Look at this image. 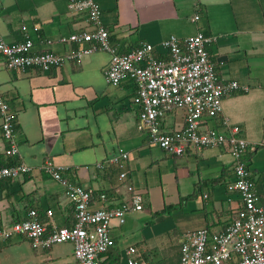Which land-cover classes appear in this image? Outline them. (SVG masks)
Listing matches in <instances>:
<instances>
[{
	"label": "crops",
	"instance_id": "crops-1",
	"mask_svg": "<svg viewBox=\"0 0 264 264\" xmlns=\"http://www.w3.org/2000/svg\"><path fill=\"white\" fill-rule=\"evenodd\" d=\"M109 45L125 54L144 43L163 59L160 44L202 34L215 40L205 46L221 83L236 82L237 90L222 99V110L202 117L204 128L228 137L238 126L247 142L243 163L257 195L264 198V0H95ZM69 0H0V34L8 44L33 43L31 53L65 55L88 44H65L62 38L90 30L85 13L72 12ZM194 17H197L194 20ZM36 29V30H35ZM110 53L97 50L58 68L10 70L0 55V96L16 116L17 163L30 171L0 182V227L35 210L46 211L59 228L74 223V207L65 189L43 170L50 161L59 174L92 192V206L113 209L129 199L127 186L142 196V209L112 220V247L103 264H125V251L135 247L153 264H180V240L187 231L223 232L241 208L234 162L227 147L187 149L169 154L151 144L138 129L139 109L132 99L135 85L124 79L106 83ZM165 130L184 126V111L168 112ZM7 143L0 120V166L15 162L5 156ZM128 153L124 168L105 159ZM8 167V166H6ZM125 172V181L119 175ZM181 231V232H178ZM174 234V235H172ZM0 264H76L73 245L32 247L23 236L0 241Z\"/></svg>",
	"mask_w": 264,
	"mask_h": 264
},
{
	"label": "built area",
	"instance_id": "built-area-1",
	"mask_svg": "<svg viewBox=\"0 0 264 264\" xmlns=\"http://www.w3.org/2000/svg\"><path fill=\"white\" fill-rule=\"evenodd\" d=\"M68 8L72 12L85 13L90 30L74 33L62 38L61 42L88 44V47L70 50L65 55L51 52L33 54L32 41L8 45L0 34V55L6 68L49 71L66 62L79 63L97 50L110 53V62L104 72L105 81L111 86L119 85L124 79L134 83L132 101L139 107L138 129L147 131L151 144L177 156L184 155L187 149L227 147L234 162L235 180L227 190L238 193L241 208L223 232L199 229L182 234L180 264H264V198L257 195L250 172L243 163L247 142L238 126H232L230 135L226 137L202 125V117L213 118L221 113L225 96L237 90L247 91L236 82L219 81L205 49L215 38L197 34L179 40L170 36L160 44L165 51L163 59L157 58L154 47L147 43L119 54L109 45L108 32L102 24L101 10L95 0H69ZM175 110L184 111V126L174 131L165 130L161 121L168 112ZM0 120L2 137L8 145L4 154L7 157L18 156L13 127L16 116L1 96ZM127 160L128 153L119 151L104 163L124 168ZM42 168L65 189V195L74 207L73 225L59 228L51 218V211H46L47 220L43 222L35 210H30L25 220L0 227V241L23 236L32 247L39 249L71 243L76 264H103L113 245L109 235L111 221L122 224L127 214L140 211L142 196L128 185L130 197L119 207H106L105 194L99 196L102 205L93 207L91 191L64 179L50 161ZM29 171L30 168L23 163L1 167L0 182L18 179ZM125 179L126 173L122 172L119 180ZM125 256V264H153L143 259L135 247L127 248Z\"/></svg>",
	"mask_w": 264,
	"mask_h": 264
},
{
	"label": "trees",
	"instance_id": "trees-1",
	"mask_svg": "<svg viewBox=\"0 0 264 264\" xmlns=\"http://www.w3.org/2000/svg\"><path fill=\"white\" fill-rule=\"evenodd\" d=\"M138 109H139V107H138ZM161 125H162V123H161ZM13 127L15 128L16 127V120L15 121H13ZM8 158H12V159H14V158H16V156L15 157H8ZM15 160V162H12V163H10V164H6V165H1L0 166V168L1 167H6V166H12V165H14V164H17V161H16V159H14ZM27 217H25V218H23V219H21V220H16L15 222H20V221H23V220H25ZM15 222H13V223H15Z\"/></svg>",
	"mask_w": 264,
	"mask_h": 264
},
{
	"label": "rangeland",
	"instance_id": "rangeland-1",
	"mask_svg": "<svg viewBox=\"0 0 264 264\" xmlns=\"http://www.w3.org/2000/svg\"><path fill=\"white\" fill-rule=\"evenodd\" d=\"M178 232H181V231H178ZM172 235H174V234H172Z\"/></svg>",
	"mask_w": 264,
	"mask_h": 264
}]
</instances>
